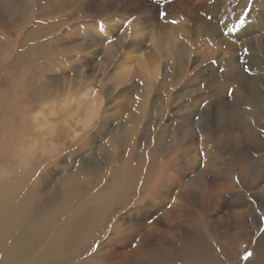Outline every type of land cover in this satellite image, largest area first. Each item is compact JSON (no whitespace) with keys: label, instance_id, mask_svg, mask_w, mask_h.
I'll return each instance as SVG.
<instances>
[{"label":"rangeland","instance_id":"1","mask_svg":"<svg viewBox=\"0 0 264 264\" xmlns=\"http://www.w3.org/2000/svg\"><path fill=\"white\" fill-rule=\"evenodd\" d=\"M246 3L247 0H0V172L27 171L28 181L23 188L31 191L32 201L40 205L50 204L61 195L72 197L66 204L68 213L53 223L50 232L57 231L73 211L81 208L85 212L94 205L92 220L84 227L87 246L80 260L69 264L81 260L87 264H135L130 259L140 234L151 229L149 226H159L163 211L175 207L172 201H177V182L173 180H169L173 187L165 194L162 206L143 205L137 212L133 210L134 192L129 185L116 187L123 178H131V183V169L138 153L144 164L152 153L165 156V168L179 184L193 183L202 176L215 181L225 169L239 184L240 176L244 180L251 171L264 169V148L260 147L264 142V44L253 43L254 51L247 56L242 47L243 41L255 42L256 37L264 36L260 6L257 4L251 14L256 15L251 26L259 23L260 28H251L248 38L240 34L243 39L234 43L232 52L220 42V36L234 40V35L216 38L209 29L218 27L216 18L225 12L240 15ZM183 5L193 9L183 12ZM158 10L168 15L159 19ZM208 16L213 19L208 21ZM132 17L136 19L129 25L131 34L127 28L120 31L123 22ZM198 18L208 25L207 29ZM173 20L177 23H171ZM238 54L250 74L259 76L254 90L231 85L234 73L244 71ZM212 60L217 63H210ZM218 68L225 69L223 75ZM154 74L156 84L150 86ZM173 76L178 81L172 88L161 85L163 79L173 81ZM230 87L235 91L227 97L226 89ZM222 97L225 103L234 102V108L222 104ZM204 100L208 101L206 108L201 107ZM91 104L99 109V118L84 132L78 120L82 107ZM230 112L226 128L214 130L212 120ZM133 113L145 114L142 132L136 135ZM78 133L82 135L73 138ZM257 139L259 145H255ZM221 144L231 148L225 152ZM28 149L32 151L25 157ZM248 151L252 152L245 155ZM106 155L114 161L96 168V174H88V163ZM184 155L188 163L183 162ZM184 164L187 170L181 166ZM119 165L123 176L118 174L119 168L114 170ZM174 165L182 167L179 176H171ZM79 168L81 181L63 185V170L71 173ZM247 200L243 203H252L253 197ZM225 202V198L218 200L209 208L212 220L221 215V209L224 211ZM184 211L187 216L183 220L194 215L193 208L186 206ZM256 213L263 230L264 213ZM162 226L170 230V225ZM230 231L224 237L212 238L214 253L234 256L232 264H252L254 247ZM146 242L152 244L153 240L149 237ZM153 250L151 253L156 254ZM246 252L252 253L248 259L244 258ZM143 263L155 264L149 258ZM11 264L31 263L20 259Z\"/></svg>","mask_w":264,"mask_h":264},{"label":"bare ground","instance_id":"2","mask_svg":"<svg viewBox=\"0 0 264 264\" xmlns=\"http://www.w3.org/2000/svg\"><path fill=\"white\" fill-rule=\"evenodd\" d=\"M225 2L226 1H223V3ZM259 8L261 12L259 17L261 19H264V17H262L264 16V9L261 6ZM191 9L184 6L182 10L183 12H186V10L191 12ZM220 11L223 12L222 9ZM233 16V18H228L229 26H231V24L235 22V19L239 16V14L236 12L235 14H233ZM255 17L256 15H253L251 17V20L242 28V31L232 34L234 35L232 36V38L235 39L237 35L241 36L240 34H243L244 37L248 38L250 37L248 32L251 28L254 27L256 29H259V23L251 26V23L255 20ZM230 19L231 23L229 22ZM200 20V18L197 19V21ZM200 22L204 26L203 28L207 29L208 25L203 21ZM220 27L209 26L211 35L215 36L216 38L219 37ZM230 38L221 39L220 36V42L224 43V45L228 48V52L234 51L233 49L235 47V42L233 43ZM171 39L174 38L171 37ZM263 39L264 36L261 38L256 37L255 42H253L252 40H245L242 42V47L244 49L247 48L248 52L252 54L254 51L253 43L255 46H257L258 42L260 43V45H262L264 44V42L261 41ZM240 40H236V42L239 43ZM185 50L186 49H184V51ZM156 75L157 74H154V77L152 78L154 80L149 81L150 86L156 84ZM234 75L236 76L232 77V86H235L242 90H254L258 85L259 76L250 74V72L240 71L238 73H234ZM163 80L161 81V85H163V87H165L166 85L168 88H172V85H175L176 81H178L176 77H174L173 81L172 79H169L170 83ZM149 91L151 92V90ZM220 99H222V104L230 105L229 107L234 108V102L230 101L228 103H225L223 101L225 98L222 97ZM145 105L146 104L144 103V106ZM93 108L99 113V109L95 104L84 105L81 109V116L79 117L78 121L84 128L87 126L89 112ZM148 111L150 110L148 109ZM145 114L139 113L135 115L133 113L132 122L136 125V128L134 127L135 131H133V135H136V133L138 134V132H142L141 130L143 128L141 127V122L143 121V116ZM152 115H154V113ZM229 115H231V112L228 114L224 113V115H220L221 119L212 120L213 124L216 125L214 130H218L219 132L222 128H224L230 121L228 119ZM157 119L159 120V118ZM221 120L226 122L224 123ZM124 132L126 133V131H123V135H125ZM122 134H120V136ZM73 138H77V134H75ZM259 141L257 139L255 141V145H259ZM222 144L221 147L225 152H227L231 148L229 147V145L224 146ZM138 146L139 145H137V147ZM242 147L243 146H236L237 149ZM260 147L264 148V142L260 143ZM31 151V149H28L25 157H27L29 153H31ZM251 152L252 151H248L247 153H245V155L250 154ZM158 156L159 155L152 153L151 155H149V157H146V163L144 164L143 158H141L139 153L136 154L135 160L137 161V163L135 167L132 166L133 168L131 169V183V178H129V180L123 178L120 181L118 180V182H116V187L118 188H121V186L125 187L126 185H129L131 190H133V210H135L136 212L143 205L144 208L151 205H156V203H161L162 206L165 194H168L173 187L172 184H168L169 180L177 182V185L174 187L176 188L175 199L177 201H172L176 209L174 207L170 210H167V212L163 211V204V207L161 208L163 211L162 223L160 225L158 223L159 226L155 227L149 226L151 229H148L145 234H140L141 238L138 245L134 249L136 252H134L133 257L130 260H132V262L135 264H145L143 262L145 261V259L147 260V258L150 259L151 263L155 264H232V262L234 263V256L225 257L223 254L214 253V250L212 248V245L215 242L213 239L217 237L216 235L224 237V234L227 232V230L228 232L229 230H231L232 233L240 236L242 239H244L254 247L256 254L254 255L252 264H264V229L260 230L259 215L256 213L257 210H259L260 214L262 212L264 213V169L251 171L247 174L248 177H245L244 180L242 179V176H240L239 184L233 182V174L231 175L230 172L228 173L226 169L221 175H217L220 177L215 181H213L212 177L202 176L204 178L196 179L195 181L193 180V183H187L186 181H184L183 184H179L178 179H171V177L169 176L168 171L165 168V156ZM182 157L184 158L183 162L188 163V158L185 157V155ZM23 160L25 162L26 158H23L22 162ZM113 161L114 159L108 155L104 156L103 158L96 157L93 161L88 163L86 171L90 175L94 173L96 174V168H101L105 165L109 166ZM255 161L259 163L260 158H257ZM181 166H183V168L186 167L185 170H187L188 168V165L185 164ZM118 168V174L123 176V173H120V165L114 170ZM170 169V172H172L171 176H179L182 171V167H176V165H174ZM63 172L65 174L62 182L63 185L68 181H77L78 179L79 181H81V179L83 178L82 170L80 168L79 171L73 170L71 171V173H68L67 169L63 170ZM27 173V171L24 174L14 171L0 172V261L4 264L16 263L20 261V259H26L31 264H69L74 260L79 261V255L82 254V252L85 250V247L87 246V242L85 241L86 239H84V236H87L84 227L86 225H89L92 220V217L95 213L94 205L92 207L88 206V211L85 212H82L81 208L73 211V215L67 218L62 226L60 228H57V231L50 232L53 223L56 222L58 218L63 214L68 213L66 204L68 203V201H71L72 197L61 195L52 203H46L43 205L32 201V198H34L32 197V192L25 191L23 188L24 183L28 181ZM114 175H117L116 171ZM240 187H243V189L246 188L247 190H239ZM248 196L253 197V202L245 204L246 201L249 202L247 200ZM224 198L226 201L225 205L223 206L224 211L221 212V209L219 212L221 213V215H214L218 218L212 220V216L208 214L209 208L217 203L218 200H222ZM244 200H246L245 203H243ZM186 206H188L189 208H193L194 215H190V217L183 220V216H187L184 211ZM154 213L156 214V212ZM85 219L87 220L86 223ZM181 222L183 223V225L181 224ZM135 224L136 223H133V226ZM165 224L170 225L169 231L168 229L166 230L165 227H161V225L165 226ZM179 224L180 226H178ZM218 229H221V232L218 231ZM259 230L261 232H259ZM80 232L82 233V235H79ZM149 237H151L153 240L152 244L146 242ZM220 240H222V238ZM152 250L154 252H157V255L155 253H151ZM33 251L35 254L31 256L30 253ZM174 261L179 262L173 263ZM77 264L87 263H84L81 260Z\"/></svg>","mask_w":264,"mask_h":264},{"label":"snow or ice","instance_id":"3","mask_svg":"<svg viewBox=\"0 0 264 264\" xmlns=\"http://www.w3.org/2000/svg\"><path fill=\"white\" fill-rule=\"evenodd\" d=\"M257 4H259L261 7H264V0H247L246 5L241 9L240 15L235 19V22L232 23L231 26H229L228 18L230 16H232L233 13L225 12L224 15L218 16L216 18L217 19V25H218V27L222 26V27H220V35H222V36H230L231 34L238 33L251 20V14L253 13V11L256 10L255 6ZM237 6H239V5H237ZM167 15H168V13L165 12V11H159L158 10V12H157V16H158L159 19H164ZM135 19H136V17H132L131 19H126L123 22V24L121 25L119 30L123 31L124 29L127 28L129 33L131 34L132 29L129 28V25H131L133 23V20H135ZM206 19L208 21H211L213 19V17L212 16H208V17H206ZM171 23L174 24V23H177V21L173 20V21H171ZM240 39H243V37L237 35L235 37V39L232 40V42L234 43V42H236V40H240ZM108 42L111 43V41H108ZM248 54H249L248 53V49L245 48L244 49V55L247 56ZM237 59L243 65L244 71L249 72L250 69L248 68L247 63L243 60V58L239 54L237 55ZM210 63L216 64L217 61L216 60H212V61H210ZM218 71L223 74L225 69L224 68H218ZM204 86L205 85L201 84V87H204ZM208 86L211 87V81H209ZM234 91H235V89L230 87V88L226 89V93L225 94H226L227 97H232ZM207 105H208V101L204 100L203 103L201 104V107L202 108H206ZM98 118H99V113L97 111H95L94 108L91 109L90 112H89V119L87 121V126L85 127L84 132H87L88 127H90L91 124L95 120H97ZM196 118L199 119V117H196ZM262 130H264V129H262ZM77 135L78 136L82 135V133H78ZM168 207L171 208L172 205L169 204ZM148 222L151 223L152 221L149 220ZM135 246L136 245L133 244V247H135ZM251 256H252L251 252H246L244 258L248 259Z\"/></svg>","mask_w":264,"mask_h":264}]
</instances>
